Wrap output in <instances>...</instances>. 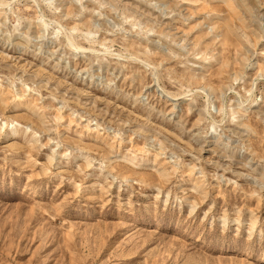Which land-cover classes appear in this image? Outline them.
I'll return each instance as SVG.
<instances>
[{
	"label": "rangeland",
	"instance_id": "obj_1",
	"mask_svg": "<svg viewBox=\"0 0 264 264\" xmlns=\"http://www.w3.org/2000/svg\"><path fill=\"white\" fill-rule=\"evenodd\" d=\"M0 264H264V0H0Z\"/></svg>",
	"mask_w": 264,
	"mask_h": 264
}]
</instances>
